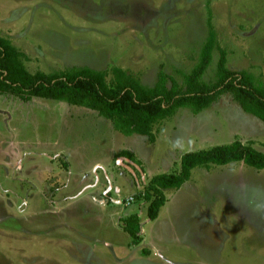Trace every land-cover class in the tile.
<instances>
[{
  "label": "rangeland",
  "instance_id": "rangeland-1",
  "mask_svg": "<svg viewBox=\"0 0 264 264\" xmlns=\"http://www.w3.org/2000/svg\"><path fill=\"white\" fill-rule=\"evenodd\" d=\"M209 19L227 66L264 79V0H0V34L30 71L116 65L148 86L161 69L183 85ZM219 56L215 47L205 81ZM155 131L150 143L90 108L0 95V264H264V170L196 167L154 220L140 196L154 175L179 172L187 151L240 139L264 152V121L225 93ZM134 213L136 241L122 227Z\"/></svg>",
  "mask_w": 264,
  "mask_h": 264
},
{
  "label": "trees",
  "instance_id": "trees-1",
  "mask_svg": "<svg viewBox=\"0 0 264 264\" xmlns=\"http://www.w3.org/2000/svg\"><path fill=\"white\" fill-rule=\"evenodd\" d=\"M208 26L209 36L199 62L190 72L183 73V85L163 69L153 86L145 85L139 76L116 65L105 68L73 65L53 72H32L25 63L28 55L0 34V95H13L26 102L34 98L59 100L90 108L109 119L116 131L146 135L150 143L157 138V124L173 117L180 108H189L197 114L225 93H230L245 112L264 121V79L246 69L229 68L227 52L217 42L211 19ZM215 47L220 51L215 78L205 81ZM121 154L134 156L129 151ZM240 161L264 170V152L240 139L183 153L179 172L154 175L141 193L148 203V218L154 220L159 216L168 200L166 190H178L190 179L194 168ZM122 227L133 241L140 239L142 222L138 213L124 217Z\"/></svg>",
  "mask_w": 264,
  "mask_h": 264
},
{
  "label": "crops",
  "instance_id": "crops-1",
  "mask_svg": "<svg viewBox=\"0 0 264 264\" xmlns=\"http://www.w3.org/2000/svg\"><path fill=\"white\" fill-rule=\"evenodd\" d=\"M123 157V156H122ZM130 165V164H129ZM97 166H101V167H104L105 169H106V166L105 165H100L99 164V162H97V163H95L94 165H93V167L94 168H97ZM109 167V166H108ZM107 170V169H106ZM105 170V173H106V177L105 178H107V171ZM108 179H109V177H108ZM99 181V176L97 177V180H96V182H98ZM110 186H112V184L110 183Z\"/></svg>",
  "mask_w": 264,
  "mask_h": 264
}]
</instances>
